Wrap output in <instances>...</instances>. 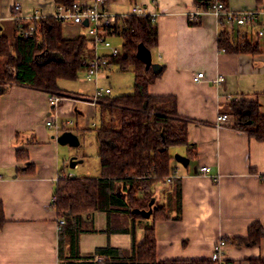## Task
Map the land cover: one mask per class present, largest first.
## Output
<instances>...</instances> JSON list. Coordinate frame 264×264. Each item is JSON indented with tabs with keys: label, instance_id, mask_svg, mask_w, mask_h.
<instances>
[{
	"label": "crops",
	"instance_id": "0c3cea01",
	"mask_svg": "<svg viewBox=\"0 0 264 264\" xmlns=\"http://www.w3.org/2000/svg\"><path fill=\"white\" fill-rule=\"evenodd\" d=\"M116 1L160 14L155 23L157 44L150 51L149 66L161 73L149 85L148 93L175 97L178 115L188 122V143L196 151V158L191 160L186 157L185 146L170 149L174 179L181 188V209L179 214L173 211L171 219L153 224L156 260L209 259L217 240L245 238L254 223L264 231V142L234 128L228 114L231 101L246 100L255 101L264 116V37L257 35L264 15L253 24L230 30L211 14L190 23L186 14L197 10L194 0ZM219 1L233 10L264 11V0ZM113 2L105 0L104 7L110 13L117 12L111 10ZM14 4L21 7L20 11H12ZM36 8L51 15L54 0H0V36L13 44L16 32L11 16L29 14ZM80 29L63 25V34L72 37L80 34ZM223 30L234 42L246 39L257 43L259 52L221 51L218 36ZM110 70L100 76L107 79ZM198 72L204 78L194 82L192 78ZM219 75L223 79L215 83ZM98 79L93 81L95 86ZM58 86L59 95L65 97L55 106L48 102V93L24 85L11 84L0 96V202L6 220L0 231V264H60L58 218L52 207L56 178L63 174L89 177L84 167L88 156L83 152L76 155L63 146H79L83 130L99 125L98 107L68 97L88 96L81 85ZM96 115L97 123L89 125L88 120H96ZM221 115H228V120L218 127ZM79 117L86 121L80 129ZM49 120L51 127L46 125ZM63 133L74 136L77 145L59 144L56 138ZM17 152H25L28 160L18 159ZM95 153L97 166L90 178L100 176L97 149ZM176 155L185 157L188 164L182 166ZM70 158L77 161L73 168L69 167ZM27 166L30 171L24 172ZM202 166L209 168L207 175L196 173ZM170 190L168 185L155 186L151 204H163ZM86 218L91 231L78 237L79 259L66 264H114L108 261L116 254H101L98 250L130 251L133 241L136 247L143 243L144 228L151 222L146 212L132 226L130 220L125 223L128 229L132 227V233L108 232L110 224H120L118 218L104 211H95ZM97 256L107 259L97 262ZM259 258L264 259V235L254 247L228 243L220 264H249L250 259Z\"/></svg>",
	"mask_w": 264,
	"mask_h": 264
},
{
	"label": "trees",
	"instance_id": "16d2710c",
	"mask_svg": "<svg viewBox=\"0 0 264 264\" xmlns=\"http://www.w3.org/2000/svg\"><path fill=\"white\" fill-rule=\"evenodd\" d=\"M90 0H54L55 5L71 6L75 2ZM197 7L205 3L194 0ZM127 29L123 37L121 54L108 58V65L120 72L134 75L133 92L104 96L97 102L100 123L95 129L97 158L100 176L65 177L57 180L52 207L57 218L64 223L58 237L60 264L79 259L78 237L91 231L87 216L104 211L118 218V226L110 224L108 232H128L137 218L149 212L150 224L144 228V240L128 252L103 248L101 254H111L114 264H220L210 259L156 260V240L153 224L171 219V213H180L181 188L179 181L170 178L173 173L170 149L186 147V157L196 158L194 146L188 143L187 120L177 113V102L171 95L151 96L148 87L160 75L137 56L138 46L151 51L157 44V27L149 17L129 16L124 20ZM192 23V22H190ZM223 25L222 21L220 22ZM36 32L30 38L16 35L14 43L0 36V96L11 84L24 85L48 94H60L58 81H75L86 69L85 58L92 57L85 34L65 37L63 24L52 16L33 22ZM262 25V24H261ZM260 25V26H261ZM218 47L226 52L258 53L259 45L248 40L234 42L223 30L218 36ZM233 127L264 142V116L255 101L233 100L228 104ZM16 157L28 160L25 152ZM27 166L24 172H29ZM168 185L172 190L165 194V202L152 205L154 187ZM3 205L0 202V231L5 224ZM125 225V226H124ZM112 227V228H111ZM132 233V231H131ZM264 231L259 223L252 224L245 238L223 239L240 247H254L260 243ZM67 253L68 255H65ZM107 256V255H106ZM105 258V257H104ZM107 259V257L105 258ZM104 259V260H105ZM103 260V261H104ZM249 264H264V259H250Z\"/></svg>",
	"mask_w": 264,
	"mask_h": 264
},
{
	"label": "built area",
	"instance_id": "2783aa9c",
	"mask_svg": "<svg viewBox=\"0 0 264 264\" xmlns=\"http://www.w3.org/2000/svg\"><path fill=\"white\" fill-rule=\"evenodd\" d=\"M205 3V9L197 7V10L188 12L186 14L188 21L193 22L197 17L203 14H211L219 23L222 21L225 23L230 30L235 27L250 25L256 22L260 15H264V11L260 9L254 10H233L226 6L223 2L219 0H201ZM105 0H91L90 2H75L71 6L55 5V10L51 15L44 14L38 8L34 9L29 14H14L11 16L14 22V30L16 35L23 39L30 38L36 32V28L33 24L34 21L44 19L48 16H52L56 20L62 22L63 25L71 24L79 26L81 29L85 30V36L89 40L90 48L92 50V57L85 58L86 69L83 72L84 80L96 81L104 70L110 69L108 65V58L117 57L121 54V47L123 43V37L120 35L123 30L127 29L124 20L129 16L137 17H149L151 23L155 24L159 13L149 12L146 8L133 5L128 12L125 13H110L104 7ZM21 7L18 4L12 6L13 12L20 11ZM86 22V25H84ZM257 35L261 38L264 37V22L259 26L257 30ZM120 38L122 43L120 46L112 44L111 39ZM102 50V51H101ZM224 51L223 49H220ZM204 78L202 72H198L192 78L194 82H198ZM222 76L219 75L214 80L215 83L222 81ZM111 93L109 88L102 90L101 88L95 87L94 93L88 99L89 104L96 105L97 102L106 95ZM81 96V100L87 103ZM64 96L58 94H49L48 102L52 105H57ZM228 120V115L218 116L216 125L218 127L226 124ZM47 126H52V121L46 122ZM197 174L207 175L209 173V168L207 166H202L197 169ZM70 177V174H63L58 176L56 180L60 178ZM174 177V173L169 176ZM216 180V178H214ZM54 202V198H52ZM64 223L63 219H57L56 225L57 230ZM227 244L223 239L217 240L209 259L211 261L220 262L224 256L225 246ZM95 261L101 262L104 260L103 257L97 256L94 258Z\"/></svg>",
	"mask_w": 264,
	"mask_h": 264
},
{
	"label": "rangeland",
	"instance_id": "374dc122",
	"mask_svg": "<svg viewBox=\"0 0 264 264\" xmlns=\"http://www.w3.org/2000/svg\"><path fill=\"white\" fill-rule=\"evenodd\" d=\"M112 11L119 13V12H128L131 8V4L125 2H118L116 0H114V2L112 3ZM80 33L84 34L85 30L84 29H80ZM117 39V40H116ZM112 44L116 45V46H120L122 43V39L120 38H115V39H111ZM102 51V50H101ZM110 72H109V77L106 78H102L101 76L98 79L97 85L95 86V84L93 83V81H87L84 80V74L83 72H81L78 76V78L75 81H65V80H60L58 83L62 84V85H70V84H74V85H81L84 88V91L86 92V94L88 96H92L95 90V87L101 88L102 90L109 88L111 93L109 95L106 96H113V95H120V94H131L133 92V74L132 72H120L118 70V68L116 66H111L110 68ZM84 92V93H85ZM60 96H63L62 94ZM88 96H83L82 98L84 100H86L87 103L83 102V100H81V96H76V95H69L68 97L70 98H75L78 99L80 101H82L83 103L89 105L91 108H96L97 109V104L96 105H91L89 104L90 100L88 99ZM65 97V95H64ZM98 115H96V120H88V124L91 125L92 122L97 123L98 119H97ZM73 122L75 123L76 121L73 120ZM86 122L85 119L83 118H78V124H79V129L80 127H82V124ZM85 124V123H84ZM75 124L71 127V129H74ZM97 127H90L89 129L85 128L82 132V135L80 136V145L76 146V147H68V146H63V148H67V150H71L73 153H75L76 155L81 154V152H83V154H86L88 156V160L86 161V165H84V167L87 169V175L89 177H91V175H94L95 170L94 168L97 166V162H96V149H97V145H96V139H95V129ZM62 148V147H61ZM60 219V218H58ZM62 219V218H61Z\"/></svg>",
	"mask_w": 264,
	"mask_h": 264
},
{
	"label": "water",
	"instance_id": "95a60500",
	"mask_svg": "<svg viewBox=\"0 0 264 264\" xmlns=\"http://www.w3.org/2000/svg\"><path fill=\"white\" fill-rule=\"evenodd\" d=\"M84 25H86V22H84ZM137 56L146 64L147 67H150L149 65L151 64V56H150L149 50H147L145 47L140 45V46H138ZM152 68H154V66ZM154 71H155V69H154ZM56 141L59 144H62V145L69 144L71 146L77 145V143H78L77 139L74 136H72L70 133H63L62 135H60L59 137L56 138ZM175 159L182 166H186L188 164V160L183 156L176 155ZM76 164H77L76 159L70 158L69 167L73 168Z\"/></svg>",
	"mask_w": 264,
	"mask_h": 264
}]
</instances>
